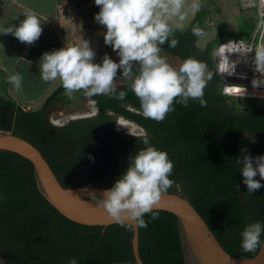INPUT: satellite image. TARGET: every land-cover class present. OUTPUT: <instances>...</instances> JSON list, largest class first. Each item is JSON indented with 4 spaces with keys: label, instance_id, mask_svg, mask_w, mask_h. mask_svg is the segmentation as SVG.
<instances>
[{
    "label": "trees",
    "instance_id": "obj_1",
    "mask_svg": "<svg viewBox=\"0 0 264 264\" xmlns=\"http://www.w3.org/2000/svg\"><path fill=\"white\" fill-rule=\"evenodd\" d=\"M130 2L112 0L106 9L122 42L137 54L160 50L178 58L177 86L130 82L98 90L97 113L62 126L50 121L49 105L89 84L75 79L60 86L37 111L0 97V134L36 147L63 188L180 194L226 253L252 258L264 240V140L244 139L236 158L243 136L264 134V101L221 94L213 50L225 40L197 47L203 10L185 29L143 28L142 18L128 11ZM120 118L142 132L118 131ZM137 225L143 264H187L173 214L149 211ZM132 233L127 224L68 220L38 191L32 164L0 150V264H134Z\"/></svg>",
    "mask_w": 264,
    "mask_h": 264
},
{
    "label": "crops",
    "instance_id": "obj_2",
    "mask_svg": "<svg viewBox=\"0 0 264 264\" xmlns=\"http://www.w3.org/2000/svg\"><path fill=\"white\" fill-rule=\"evenodd\" d=\"M79 1L0 0V97L13 99L25 111H37L60 86L75 79L79 81L75 72L80 55L68 44L69 33L75 38V25L66 28L69 17L75 20L77 14L73 16L71 12L72 8H79ZM228 3L234 13L225 22L234 27L232 32H239L235 26L241 19L243 23H254V13L241 11L238 0H131L128 11L133 16L135 11L138 15L135 18H142L143 28L164 23L170 30L189 27L201 9L205 12V33L196 45L204 49L221 36L224 40L239 38L223 34L216 23ZM79 21L75 20V24ZM64 101L59 97L51 104ZM51 104L48 111L53 107Z\"/></svg>",
    "mask_w": 264,
    "mask_h": 264
},
{
    "label": "water",
    "instance_id": "obj_3",
    "mask_svg": "<svg viewBox=\"0 0 264 264\" xmlns=\"http://www.w3.org/2000/svg\"><path fill=\"white\" fill-rule=\"evenodd\" d=\"M95 108L92 115L69 120L93 116L98 111L97 107ZM244 139L259 142L264 140V134L243 136L236 159L240 157L241 143ZM0 150L18 154L32 164L38 191L68 220L86 226L107 227L113 224L131 226L134 264H143L138 252L137 218L149 211H165L176 217L182 253L187 264H264V240L252 258L240 259L229 255L187 198L180 194L152 190H111L92 186L63 188L41 153L31 143L13 134L1 133Z\"/></svg>",
    "mask_w": 264,
    "mask_h": 264
},
{
    "label": "rangeland",
    "instance_id": "obj_4",
    "mask_svg": "<svg viewBox=\"0 0 264 264\" xmlns=\"http://www.w3.org/2000/svg\"><path fill=\"white\" fill-rule=\"evenodd\" d=\"M78 4L80 9H77L79 10H75V7L72 8L69 5L73 10L71 15L80 16L78 18L76 15L75 20L81 19L82 21L75 24V20L68 18L67 30L75 25V38L69 33L68 44H71L70 48L76 50L80 55L75 75L79 81L87 83L89 86L75 93L73 91L65 94L63 96V99L66 100L64 103L51 104L53 107L49 110V118L53 124L60 125L70 118L92 115L96 110L94 93L101 89L130 82L142 83L146 88L151 89L158 86H177L179 59L160 50L141 54L131 52L122 42L111 14L105 12L106 8L110 6V0H80ZM226 6L228 7L223 10V15L216 18L218 28L223 34L247 39L256 24L255 12L252 11L255 16L253 24L243 23V19H241V23L236 24L235 28L239 30L238 34L232 32L234 27H229L225 22L226 17L234 13L230 3ZM133 14L134 18L138 16L135 11ZM28 90L32 92L31 88ZM259 105L264 106V103ZM116 129L130 134L142 132L134 124L120 119H117Z\"/></svg>",
    "mask_w": 264,
    "mask_h": 264
},
{
    "label": "built area",
    "instance_id": "obj_5",
    "mask_svg": "<svg viewBox=\"0 0 264 264\" xmlns=\"http://www.w3.org/2000/svg\"><path fill=\"white\" fill-rule=\"evenodd\" d=\"M241 11H254L247 39L230 38L213 50L215 72L227 97L264 101V0H238Z\"/></svg>",
    "mask_w": 264,
    "mask_h": 264
},
{
    "label": "clouds",
    "instance_id": "obj_6",
    "mask_svg": "<svg viewBox=\"0 0 264 264\" xmlns=\"http://www.w3.org/2000/svg\"><path fill=\"white\" fill-rule=\"evenodd\" d=\"M131 16H133V15H131ZM94 101H95V100H94ZM94 104H95V107H97V106H96V102H94Z\"/></svg>",
    "mask_w": 264,
    "mask_h": 264
}]
</instances>
